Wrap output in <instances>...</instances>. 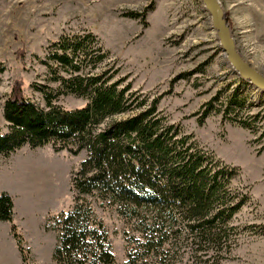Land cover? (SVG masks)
<instances>
[{
    "label": "rangeland",
    "instance_id": "obj_1",
    "mask_svg": "<svg viewBox=\"0 0 264 264\" xmlns=\"http://www.w3.org/2000/svg\"><path fill=\"white\" fill-rule=\"evenodd\" d=\"M220 2L241 55L264 74V0ZM85 32L109 52L97 71L109 69L131 85L136 106L141 100L148 106L156 102L168 125L192 134L200 147L235 168L232 190L248 196L230 223L227 241L204 244L185 234L170 235L160 252L131 263L133 238H143L137 219H128L113 199L90 196L108 231L115 264H264V92L228 63L200 0H0V132L8 130L3 103L12 89L21 83L23 94L44 107L37 86H58L43 63L48 47L63 35ZM236 93L246 105L238 116H258L252 130L219 112L220 103ZM87 102L74 95L57 100L65 110ZM87 157V149L57 150L53 144L26 145L8 158L0 156V192L15 203L12 221H0V264H59L53 256L55 218L74 206L72 180Z\"/></svg>",
    "mask_w": 264,
    "mask_h": 264
},
{
    "label": "trees",
    "instance_id": "obj_2",
    "mask_svg": "<svg viewBox=\"0 0 264 264\" xmlns=\"http://www.w3.org/2000/svg\"><path fill=\"white\" fill-rule=\"evenodd\" d=\"M46 58L50 80L58 86H37L44 107L23 94L21 83L12 89L3 103L8 130L0 132V156L8 158L26 145L87 149L88 157L72 180L76 202L55 218L54 259L59 264H115L108 231L90 196L113 199L128 219H137L143 238H133L137 245L129 251L130 263L160 252L170 235L185 234L204 244L227 241L234 215L248 201L246 194L232 190L235 168L200 147L192 134L168 125L156 102L148 106L141 100L136 106L131 85L115 79L109 69L97 71L109 52L93 33L63 35L48 47ZM61 95L88 102L65 110L57 104ZM220 104L219 112L243 127L252 130L259 120L257 115L246 120L238 116L246 105L237 93ZM14 209L13 197L0 192V221L11 222ZM11 230L25 257L17 226L12 224Z\"/></svg>",
    "mask_w": 264,
    "mask_h": 264
},
{
    "label": "water",
    "instance_id": "obj_3",
    "mask_svg": "<svg viewBox=\"0 0 264 264\" xmlns=\"http://www.w3.org/2000/svg\"><path fill=\"white\" fill-rule=\"evenodd\" d=\"M200 2L211 15L213 30L228 63L242 80L264 91V74L246 61L238 50L220 0H200Z\"/></svg>",
    "mask_w": 264,
    "mask_h": 264
},
{
    "label": "bare ground",
    "instance_id": "obj_4",
    "mask_svg": "<svg viewBox=\"0 0 264 264\" xmlns=\"http://www.w3.org/2000/svg\"><path fill=\"white\" fill-rule=\"evenodd\" d=\"M257 89V88H256ZM257 90H260V91H262L261 89H257ZM262 92H264V91H262Z\"/></svg>",
    "mask_w": 264,
    "mask_h": 264
}]
</instances>
